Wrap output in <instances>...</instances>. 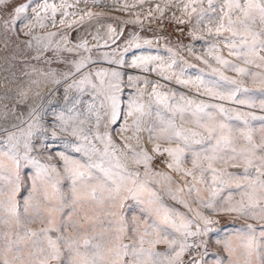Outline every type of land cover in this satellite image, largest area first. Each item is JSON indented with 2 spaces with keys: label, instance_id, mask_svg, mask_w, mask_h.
Masks as SVG:
<instances>
[{
  "label": "snow or ice",
  "instance_id": "6c2138e0",
  "mask_svg": "<svg viewBox=\"0 0 264 264\" xmlns=\"http://www.w3.org/2000/svg\"><path fill=\"white\" fill-rule=\"evenodd\" d=\"M0 6V28L16 39L21 34L28 37L23 43L34 48L32 59L51 64L52 58L44 54L51 51L58 58L65 50L77 57L62 61L63 70L32 68L38 77L32 81L37 89L44 80L54 86L49 94L66 85L63 106L49 113L37 103L21 120L26 127L4 130L0 264H184L185 253L193 247L190 241L214 232L219 224L215 217L222 214L242 218L244 223L232 235L216 240L227 258L218 253L214 264H264V115L225 106L230 102L264 110V0H208L207 8L203 0L184 3L183 11L189 17L195 13L197 25L204 23L207 34L214 37L206 41L205 55L217 66L204 56L198 59L216 79L204 75L181 79L186 67H180L175 76L168 74L177 62H165L160 56L125 60L123 53L140 46L138 37L119 52L113 49L93 59L87 41L74 48L65 41L61 48L52 39L56 32L34 35L37 26L46 27L45 21L55 27L58 12L61 25L73 26L75 21L64 19L76 15L67 11L73 5L66 0L59 6L42 0L31 9L32 18L22 29L18 21L30 5L0 0ZM223 48L231 58L222 54ZM100 61L157 72L168 81L175 78L219 102L185 94L177 98L147 76L129 75L125 81L117 68H93ZM226 70L236 75L228 76ZM248 81L254 87H248ZM122 85L135 89L126 101L121 100ZM149 85L151 91L144 100ZM121 119L124 123L114 129ZM254 121L261 122L259 129ZM142 133H147L146 140ZM49 138H61L67 147L52 152L45 143ZM165 156L161 163L168 171L155 170L154 161ZM25 168L31 170V186L21 200ZM163 195L187 211L166 204ZM126 201L135 205L127 207ZM159 244L167 245V250L158 251ZM209 245L210 241L200 240L195 246L205 248L203 256Z\"/></svg>",
  "mask_w": 264,
  "mask_h": 264
},
{
  "label": "rangeland",
  "instance_id": "374dc122",
  "mask_svg": "<svg viewBox=\"0 0 264 264\" xmlns=\"http://www.w3.org/2000/svg\"><path fill=\"white\" fill-rule=\"evenodd\" d=\"M42 0H7L8 4L14 3H27L30 5L28 12L23 15L18 21V28H24V25L32 18L31 9L41 3ZM49 3H55L58 6L62 0H48ZM69 5L67 11L75 12V16H67L64 19L67 22L75 21L72 27H68L67 23L61 25L59 23L61 15L58 12L56 15V25L53 27L51 23L45 21L46 27L40 28L37 26L33 33L34 35H44L47 32H56L57 35L52 37L54 42H59L61 48H64L65 41H67V47H73L81 42L87 41L88 46L92 48L91 55L93 59H99V54L104 52H111L116 49L118 52L123 49L129 40L136 39L140 45L138 48L133 47L128 52L123 53L124 59L131 61L133 56L152 55L160 56L165 62H170L171 59L176 60L177 64L169 71L168 74L179 73L180 67H186V71L181 79H188L189 77L195 78L198 75H204L205 79H216L211 76L210 70L207 65L203 63L198 57L205 55L208 43L214 40V37L209 36L205 31V24L201 23L197 25L196 14L193 13L191 17L183 11V5L187 0H66ZM2 7V6H0ZM203 7H208V0H203ZM190 11V10H189ZM91 12V17L86 13ZM6 15V13L4 14ZM50 15V13H49ZM83 17V20L80 18ZM211 17H206L210 19ZM183 21V22H180ZM96 23V24H95ZM110 28L114 31H110ZM104 30V31H103ZM106 31V32H105ZM120 33L119 38H116V34ZM200 37H203L201 39ZM28 37L21 34L19 39H16L15 34L6 35L2 28H0V141L7 135L8 132H17V127H26L21 124V120L27 115V110L30 106L40 103L50 113L52 109L59 110L64 104V88L66 85L63 83L58 86V90L49 94V89L53 88V84L44 80L41 82L39 89L32 84V81L37 79L36 73L32 71L33 67L38 69L47 70L65 68L62 63L64 60H73L77 57L74 53H69L66 50L59 53V57H54L51 51L44 54L45 57H51L52 63L48 64L42 59L36 61L32 59L35 56V50L29 49L23 43ZM115 39V43H113ZM147 41V43H145ZM206 41L208 43H206ZM107 42V45H106ZM99 45L97 49L94 45ZM171 49V51H169ZM191 49V51H189ZM82 51V50H76ZM87 54V53H85ZM222 54L228 57V51L226 48L222 49ZM231 58V57H228ZM210 63L213 66H217L215 61L210 59ZM191 65V67H187ZM154 66V65H153ZM97 67H114L117 70L124 73L123 79L127 81L129 75L141 78L147 76L151 81H159L164 85L163 91L175 92L177 98L180 94L188 95L197 100H204L208 103H218L210 97L199 95L196 92V88L192 85H183L176 82L175 78L171 81L163 79L157 72L145 73L140 69L126 68L125 66L109 65L107 62L100 61L94 65ZM228 76H235L236 73L231 70L225 72ZM70 83V81H69ZM124 88L121 96L122 101H126L128 96L134 92V88ZM140 87H145L143 84ZM248 87H254V85L248 81ZM39 91L41 95L37 96L36 92ZM151 91V86L146 88L144 100L148 99V92ZM203 90L201 89V92ZM87 97H85L86 99ZM123 106V105H122ZM226 107L239 108L242 112H255L257 116L264 115V110L259 108H248L247 106H238L230 102H225ZM21 113L24 115L22 116ZM47 119L50 121L51 116ZM124 120L121 119L114 129H118L120 124H123ZM131 123V118H129ZM260 121H254L253 126L259 129ZM131 135V132L126 133ZM142 137L146 140L147 133H142ZM259 132H257L256 138L258 139ZM119 143V138H117ZM135 144V141H130ZM45 143L50 145L52 152L64 151L67 144L61 138H49ZM150 147V146H149ZM69 153L71 154L70 150ZM165 157H158L154 161L155 170L168 171L161 163ZM190 167V163L187 164ZM143 169L141 168V172ZM229 171H235V169L229 168ZM175 175V173H172ZM31 170L25 168L21 173V192L19 199L27 196L28 189L31 186ZM159 187L158 185H154ZM163 194V193H162ZM228 194L225 191L222 195ZM207 195V193H205ZM163 199L166 204L172 205L178 208L181 212L187 210L180 204L171 200L167 195H163ZM127 207L135 205V201H126ZM66 214V213H65ZM127 214L131 216L132 212L128 211ZM206 214H210L207 213ZM215 219L219 220V224L216 226L214 232L209 233L208 236L198 238L195 242L190 241L193 247L189 249L184 255V264H195V261H201V264H214L217 259V254H221L227 258V253L223 251L222 246L216 244V240L227 235H232L236 229L240 228L244 223L242 218H233L228 215H219ZM249 223H257L255 221H248ZM33 228L39 227L38 224L31 225ZM259 230V229H258ZM200 240L210 241V245L207 248V255H201L205 252V248L201 246L196 248V244ZM160 252L167 250V245L159 244L156 246Z\"/></svg>",
  "mask_w": 264,
  "mask_h": 264
},
{
  "label": "bare ground",
  "instance_id": "6f19581e",
  "mask_svg": "<svg viewBox=\"0 0 264 264\" xmlns=\"http://www.w3.org/2000/svg\"><path fill=\"white\" fill-rule=\"evenodd\" d=\"M96 24V23H95ZM104 31V30H103ZM106 32V31H105Z\"/></svg>",
  "mask_w": 264,
  "mask_h": 264
}]
</instances>
